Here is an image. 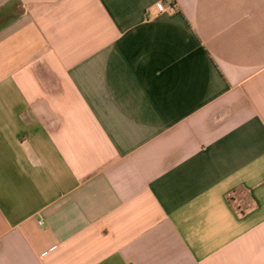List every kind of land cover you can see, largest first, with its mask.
<instances>
[{"label":"crops","instance_id":"0c3cea01","mask_svg":"<svg viewBox=\"0 0 264 264\" xmlns=\"http://www.w3.org/2000/svg\"><path fill=\"white\" fill-rule=\"evenodd\" d=\"M0 264H264V0H0Z\"/></svg>","mask_w":264,"mask_h":264},{"label":"built area","instance_id":"2783aa9c","mask_svg":"<svg viewBox=\"0 0 264 264\" xmlns=\"http://www.w3.org/2000/svg\"><path fill=\"white\" fill-rule=\"evenodd\" d=\"M156 7L158 11H167V12L173 11V7L171 5L166 6L165 4L158 3Z\"/></svg>","mask_w":264,"mask_h":264}]
</instances>
